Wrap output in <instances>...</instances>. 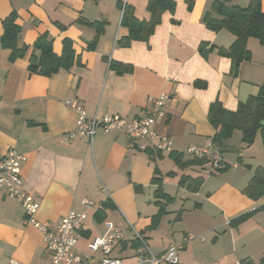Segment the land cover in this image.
<instances>
[{
  "label": "crops",
  "instance_id": "1",
  "mask_svg": "<svg viewBox=\"0 0 264 264\" xmlns=\"http://www.w3.org/2000/svg\"><path fill=\"white\" fill-rule=\"evenodd\" d=\"M174 1V11L164 12L147 42L124 44L129 22L123 20L118 0H0V157L10 150L26 156L24 187L39 201L37 218L50 228L70 211L87 213L76 247L85 264H101L102 252L91 251L88 245L107 233V222L123 230V243L113 254L124 264H137L143 249L131 225L155 255L184 244L179 264H241L246 258L258 263L264 253V195L255 200L244 192L255 170L264 167V162H250L261 135L247 146L242 132L235 130L226 141L231 150L222 153L227 168L219 172L211 162L189 163L202 158L188 152L213 142L211 103L219 100L234 111L259 92L264 83V45L249 38L252 57L235 73L233 60L220 53L235 36L226 29L212 31L203 20L214 0ZM250 1L229 4L246 7ZM124 2L138 20H150L149 0ZM261 4L264 11V0ZM13 12L21 28L19 44L30 50L11 60V49L1 38L3 20ZM94 21H105L100 33L90 24ZM43 34L58 55L64 40H71L76 57L71 69L50 75L30 72V54ZM202 42L214 46L206 56L199 50ZM163 92L169 95L166 116L158 117L154 125L158 138L142 140L146 150L115 130L100 129L93 143L80 136L65 139L76 130L77 111L70 99L83 104L91 117L118 113L135 120L152 112L154 99ZM160 137L171 142L170 151L155 148ZM232 138L242 141L236 157H231L237 150ZM172 152L181 156L182 164ZM155 177L171 201L156 194ZM84 199L92 201L91 207L83 204ZM161 206L164 213L154 225ZM252 211L246 220L232 223ZM188 235L195 238L185 242ZM13 258L51 264L42 232L26 223L23 206L0 186V264Z\"/></svg>",
  "mask_w": 264,
  "mask_h": 264
},
{
  "label": "trees",
  "instance_id": "2",
  "mask_svg": "<svg viewBox=\"0 0 264 264\" xmlns=\"http://www.w3.org/2000/svg\"><path fill=\"white\" fill-rule=\"evenodd\" d=\"M118 2L123 10V20L129 22V35L122 41L124 44H129L132 40L147 42L154 33L155 28L161 23L164 12L168 10L174 11L176 6L174 0H149L150 20L140 21L133 15L131 7L124 0H118ZM16 20V12L11 13L3 20L4 33L1 41L4 47L11 49V60L25 56L30 50L29 45L19 44L18 39L21 28ZM203 20L212 31L218 32L226 29L235 36V41L229 48L220 49L221 54L233 60L235 73H237L242 62L248 61L252 57V53L248 49L249 38H256L264 45V11L261 0H251L246 7L230 5L229 0H214L211 10L206 12ZM90 24L95 26L98 29V33H100L103 30L105 21H94L90 22ZM52 44V40L48 39L46 34L39 37L29 57L28 68L30 72L50 75L60 69L69 70L76 63L75 50L71 40H64L63 51L60 55L54 52ZM213 48L214 46L207 42H202L199 46V50L204 56ZM36 49L40 50L39 55L35 53ZM111 65L120 68L123 66L122 63L118 62H112ZM196 85L200 87L206 86L205 83L199 81L196 82ZM208 120L216 129L212 143L221 154L231 150L226 141L233 135L235 130L242 132V140L247 146H251L255 142L258 134L261 135L264 145V125L260 124L264 120V83L260 86L259 92L256 95H251L246 101L241 102L237 110H229L219 100L214 101L209 107ZM171 155L177 162L182 164V158L179 154L172 152ZM208 162H211L209 158L189 161L191 164ZM226 168L227 166L223 165V167L217 168L215 171H223ZM194 180L196 181L197 179ZM154 181L159 184L156 194L167 197L168 201H171L172 197L166 196L162 190L160 178L155 177ZM244 192L255 200L264 195V167H258L255 170L254 176ZM164 209L165 207L161 206L159 215L153 220L154 225L159 221V216L164 213ZM253 213L254 211L245 213L235 218L232 223L238 224ZM99 215H101V211L98 213ZM241 264H264V253L258 263L246 258L241 261Z\"/></svg>",
  "mask_w": 264,
  "mask_h": 264
},
{
  "label": "built area",
  "instance_id": "3",
  "mask_svg": "<svg viewBox=\"0 0 264 264\" xmlns=\"http://www.w3.org/2000/svg\"><path fill=\"white\" fill-rule=\"evenodd\" d=\"M169 99L165 92L157 96L154 101L152 112L143 118L129 120L118 113H107L99 116H89L86 107L76 100L70 99L68 103L77 111L76 130L65 137L80 136L93 143L94 137L100 129L105 131H122L141 150H146L147 145L142 140L154 141L158 134L154 128L158 117L166 116L164 107ZM160 151H170L171 142L167 137H160V142L155 145ZM189 154L198 158H209L214 169L223 167V157L213 143L208 146H194L189 149ZM26 156L16 150H10L0 157V186H4L9 196L20 203L25 210V221L40 230L44 236L46 249L51 257V264H85L81 255L77 252V244L87 218L85 211H70L61 220L60 224L52 229L50 226L37 218L39 201L33 199L30 192L24 187L22 176V164ZM264 198V196H263ZM83 204L91 207L92 201L84 199ZM108 231L104 236L92 238L89 242L91 251H101V264H124V260L115 256V249L121 247L124 240L123 230L111 222L106 223ZM135 238L142 244L143 249L139 252L137 264H179V251L184 244L171 245L162 255L152 253L143 235L131 225ZM194 235H188L185 242L194 239ZM9 264H26L18 259H11Z\"/></svg>",
  "mask_w": 264,
  "mask_h": 264
},
{
  "label": "rangeland",
  "instance_id": "4",
  "mask_svg": "<svg viewBox=\"0 0 264 264\" xmlns=\"http://www.w3.org/2000/svg\"><path fill=\"white\" fill-rule=\"evenodd\" d=\"M241 133V132H239ZM231 138V137H230ZM233 139V145L237 146V152L236 151H232V155L231 157H236L237 154L239 153L238 151L240 150V144L242 143V141L238 138H232ZM251 154L254 156L250 162L254 163V164H257L259 162H264L262 160V157H264V145H263V142H262V138L260 136L257 137V140L255 142V146L253 147L252 151H251ZM243 167L245 166L244 164L242 165ZM176 206V204H175ZM179 206V205H177ZM206 235V234H205ZM207 239H209V236H207ZM224 247V246H223ZM182 251H186V250H183L181 249L180 250V261L182 262V259H181V253ZM213 263L216 262V261H212Z\"/></svg>",
  "mask_w": 264,
  "mask_h": 264
},
{
  "label": "water",
  "instance_id": "5",
  "mask_svg": "<svg viewBox=\"0 0 264 264\" xmlns=\"http://www.w3.org/2000/svg\"><path fill=\"white\" fill-rule=\"evenodd\" d=\"M260 124H261V125H264V120H262V121L260 122Z\"/></svg>",
  "mask_w": 264,
  "mask_h": 264
}]
</instances>
